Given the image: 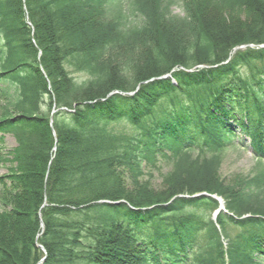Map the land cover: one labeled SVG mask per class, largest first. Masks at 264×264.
Wrapping results in <instances>:
<instances>
[{
    "label": "trees",
    "instance_id": "1",
    "mask_svg": "<svg viewBox=\"0 0 264 264\" xmlns=\"http://www.w3.org/2000/svg\"><path fill=\"white\" fill-rule=\"evenodd\" d=\"M0 89V264H264V0H0Z\"/></svg>",
    "mask_w": 264,
    "mask_h": 264
},
{
    "label": "rangeland",
    "instance_id": "2",
    "mask_svg": "<svg viewBox=\"0 0 264 264\" xmlns=\"http://www.w3.org/2000/svg\"><path fill=\"white\" fill-rule=\"evenodd\" d=\"M177 13V10H174ZM239 50H244L246 46H240ZM249 48H252L249 47ZM81 77V76H79ZM12 97V96H11ZM9 96L4 89H0V119L4 117V113L7 116H11L16 114V110L12 109L9 102L14 103L11 99L9 100ZM109 132L114 136H135L136 130L133 127H129L123 123H119L113 126H110ZM15 146V141L13 137L4 136L2 138V142H0V178H4V176L9 175L14 168V164L11 162V158H9L8 150L13 149ZM187 154L189 157L173 161H169L165 159L164 162L159 163L158 167L148 166L145 170V177L151 180L152 185H158L160 183V174H164L166 172H170L171 170H185V168H193L199 165L201 160L203 159L202 155H198L196 152H185L183 156ZM205 159L212 162L215 167V174L218 177L223 179L227 184L240 182V180H244L250 177L259 176L261 173H264V162L259 161L254 153L248 152L240 147L238 148H230L226 151H221L217 153H209L206 152ZM13 164V165H12ZM3 189L0 187V195L2 196ZM218 203L223 204L222 200L217 199ZM0 209L2 207L0 206Z\"/></svg>",
    "mask_w": 264,
    "mask_h": 264
},
{
    "label": "water",
    "instance_id": "3",
    "mask_svg": "<svg viewBox=\"0 0 264 264\" xmlns=\"http://www.w3.org/2000/svg\"><path fill=\"white\" fill-rule=\"evenodd\" d=\"M167 77V76H166ZM219 205H221L220 203H219ZM220 209H222V206L220 207ZM215 214H217V212L215 213ZM42 226V225H41ZM43 261V260H42Z\"/></svg>",
    "mask_w": 264,
    "mask_h": 264
}]
</instances>
